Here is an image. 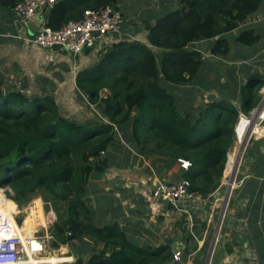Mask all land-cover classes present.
Returning <instances> with one entry per match:
<instances>
[{
  "label": "trees",
  "instance_id": "obj_1",
  "mask_svg": "<svg viewBox=\"0 0 264 264\" xmlns=\"http://www.w3.org/2000/svg\"><path fill=\"white\" fill-rule=\"evenodd\" d=\"M19 1L0 0V5L11 8ZM262 1L183 0L154 23H147L149 43L129 39L113 43L96 64L77 74L79 91L102 116L97 119H71L60 112L53 95H30L25 84H6L0 73V187L10 197L0 190V207L8 203L23 206L40 191L46 210L55 211L51 201L55 207L57 202L66 203L64 213L57 207L59 216L51 226L56 248L75 245L88 236L107 246L129 244L117 225L94 224L84 197L90 172L106 167L100 153L114 140L115 124L131 127L134 139L142 146L149 144V150L158 148L172 157L189 159L191 190L213 192L221 183L241 112L249 114L257 107L260 98L252 89L263 81L251 74L243 82L240 108L227 97L216 96L198 113L192 111V97H188L191 103L180 106L169 86L188 84L201 70L204 61L199 51L189 48L192 42L214 39L212 53H228L225 34L239 28ZM117 3L58 0L47 10L46 24L59 29L71 19H80L88 8ZM258 38L255 28H244L235 40L253 44ZM46 219L41 213L37 223ZM102 254L105 251L95 258ZM124 254L112 251L116 259L102 264H123ZM76 260L83 264L80 254ZM97 260L93 264H99Z\"/></svg>",
  "mask_w": 264,
  "mask_h": 264
},
{
  "label": "crops",
  "instance_id": "obj_2",
  "mask_svg": "<svg viewBox=\"0 0 264 264\" xmlns=\"http://www.w3.org/2000/svg\"><path fill=\"white\" fill-rule=\"evenodd\" d=\"M182 1L118 0L124 23L120 37L116 36V41L110 39L107 45L111 48L120 39L149 43L147 23H154L166 11L182 5ZM39 22L40 18L35 17L17 26L11 9L0 5V73L5 83L21 87L25 84L26 91L32 89L37 93L38 89V93L51 94L63 115L77 121L90 119L85 116L94 110L77 87V74L96 64L103 54L97 48L73 55L63 48H42L33 41H25L22 37L35 34ZM244 28L256 29L259 38L253 44L235 40ZM225 35L230 45L226 54L212 53L214 39L197 41L204 42L203 48L192 46L193 42L189 45L200 52L204 64L192 82L169 86L179 98L180 106L191 103L187 92L196 102H210L212 96L201 99L197 88L199 92H217L215 96L227 97L236 104L241 102L243 82L251 74H257L258 81L264 83V0L239 28ZM207 55L210 58L206 59ZM220 65L225 67L224 71L217 69ZM218 86L230 89V95L225 88L218 90ZM75 93L79 96L77 100ZM263 99L257 107H263ZM118 128L121 135L115 130V138L106 149V167L90 172L84 197L94 224L117 225L129 244L107 246L103 242L95 243L93 236H88L75 245L57 248L53 262L67 252L75 259L80 254L83 264H93L97 258L96 262L102 264L116 259L112 251L121 250L125 252L120 259L123 264H137L139 260L140 264H264V135L250 136L244 141L237 173L239 185L230 190L221 180L213 192H197V197L176 207L152 201L149 194L156 181L181 182L187 178L188 169L181 167L179 158L158 148L149 150V144L142 146L131 135V127ZM240 147L235 137L229 149ZM20 207L19 203H8L1 208ZM41 213L43 210L35 207L27 215L25 227L32 230ZM178 250L182 251L181 260L175 262L172 254ZM103 251L105 254L95 258ZM155 252L160 255L156 256ZM58 264H77V260Z\"/></svg>",
  "mask_w": 264,
  "mask_h": 264
},
{
  "label": "built area",
  "instance_id": "obj_3",
  "mask_svg": "<svg viewBox=\"0 0 264 264\" xmlns=\"http://www.w3.org/2000/svg\"><path fill=\"white\" fill-rule=\"evenodd\" d=\"M58 0H20L11 7L15 24L21 25L35 17L40 18L39 29L33 35H24L25 41H33L42 48L51 49L54 44H61L63 49L73 55H79L85 49L98 48V52L103 54L110 48L107 45L112 39L116 41V36L120 37L124 23V15L118 4H107L100 9L88 8L80 19H71L59 29H53L46 24L47 10L54 6ZM45 12V13H44ZM1 35V33H0ZM112 43V42H111ZM107 45V46H106ZM264 92V87L262 89ZM89 105L94 107L87 95L82 94ZM260 112L254 118L255 112L250 115L241 114L240 123L246 120V130L243 135H239L237 127V140L240 148L229 149L226 153V164L222 180L230 190L239 185L238 171L242 163L245 146L242 145L246 138L255 135H264V114ZM118 135L121 132L115 124ZM107 150L100 153V157L105 156ZM241 153V154H240ZM241 155V156H240ZM94 158V157H92ZM181 167L189 169L192 162L186 158H179ZM236 163L235 171L226 173L228 167ZM232 169V168H231ZM192 182L185 178L181 182H170L158 180L154 183L149 197L152 201H163L178 207L183 201L194 199L198 196L196 191L191 190ZM7 198L6 194H4ZM39 206L48 217L45 222L36 224L33 229L25 227L26 217L35 207ZM24 214L22 222H19V215ZM57 219L53 209L46 210L45 201L41 197H34L27 206L17 209H5L0 207V264H58L76 261L74 256L65 252L58 255L56 262H53L57 248L51 249L50 244L54 241L51 226ZM71 234V231H68ZM61 247V246H60ZM182 251L173 253V260H181Z\"/></svg>",
  "mask_w": 264,
  "mask_h": 264
},
{
  "label": "rangeland",
  "instance_id": "obj_4",
  "mask_svg": "<svg viewBox=\"0 0 264 264\" xmlns=\"http://www.w3.org/2000/svg\"><path fill=\"white\" fill-rule=\"evenodd\" d=\"M128 1H130V0H128ZM159 1V0H158ZM132 4H133V2H132ZM205 43H207V42H205ZM194 45H197L198 47H202L203 48V46H204V42H202V43H200V42H197V41H194L193 43H192V46H194ZM208 58H210V57H208V55H207V58L206 59H208ZM213 61H216V60H213ZM228 65V64H227ZM224 66H221L220 65V67L219 68H217V69H219V70H221V71H224ZM211 78H213L214 76H210ZM263 87H264V83H262V84H260L259 86H256L255 88H253L252 90H255V95L257 96V97H259L260 98V100H259V102L263 99V96H264V92L262 91V89H263ZM216 88V87H215ZM222 88H225V89H227L226 87H224V86H218V90H220V89H222ZM199 88H197V90H196V92H197V95H202L201 96V99H203V98H210L211 96V98H210V101L213 99V97H216L215 95H217V94H219V93H217V92H213V94L212 93H207V92H199ZM229 91H231L230 89H227L226 90V94H229L230 95V93H229ZM27 92V91H26ZM37 93L39 92V90L37 89V91H36ZM219 92V91H218ZM28 94H33L34 93V91L31 89L29 92H27ZM188 94H189V92H187L186 93V97L188 98L189 96H188ZM196 95V94H195ZM220 96H222V95H220ZM79 97V96H78ZM78 97H77V93H75V96H74V100H77L78 99ZM238 97H240V95H238ZM233 98H235V97H233ZM193 104H194V108H193V112L194 113H198L199 111H201L202 109H203V107H205V105L206 104H208L209 103V101H207V100H201V101H199V102H196L195 101V97H193ZM236 105H237V107L238 108H240L241 107V102H239V103H236ZM92 110H94L93 112L94 113H88V115L87 116H85V117H89V118H93V119H97V118H100V117H102V116H100L98 113V110L96 109V106H94V107H92ZM250 114H252V112H250ZM249 114V115H250ZM78 117V116H77ZM241 120V119H240ZM240 123V121L238 122V124ZM238 124H237V126H236V131H237V127H238ZM121 131V130H120ZM235 135H237V133L235 134ZM123 136V135H122ZM224 176V175H223ZM0 190H2V192L4 193V194H6V196H7V198H9L10 199V197L7 195V190L5 189V187H0ZM37 196H41V192L40 191H37V193L32 197V198H34V197H37ZM27 205H28V203H26ZM26 204H24V206H27ZM50 204H51V206H53V208L55 209V211H56V213H57V216H59V211H58V209H57V207H59L60 208V210L62 211V213H64L65 212V210H66V203L64 202V201H60V202H57V207H55L54 206V202H50ZM33 210H31V212H32ZM24 214H20L19 215V217H21V218H23L24 216H23ZM39 223V222H38ZM33 229V228H32ZM50 248L51 249H55V245L53 244V242H51V244H50ZM70 248H71V246H70Z\"/></svg>",
  "mask_w": 264,
  "mask_h": 264
},
{
  "label": "bare ground",
  "instance_id": "obj_5",
  "mask_svg": "<svg viewBox=\"0 0 264 264\" xmlns=\"http://www.w3.org/2000/svg\"><path fill=\"white\" fill-rule=\"evenodd\" d=\"M245 130H246V120L243 119L242 123L238 124L239 135H243ZM235 169H236V163L233 164L232 167H228L226 173L228 174V172H230L231 170L235 171Z\"/></svg>",
  "mask_w": 264,
  "mask_h": 264
},
{
  "label": "water",
  "instance_id": "obj_6",
  "mask_svg": "<svg viewBox=\"0 0 264 264\" xmlns=\"http://www.w3.org/2000/svg\"><path fill=\"white\" fill-rule=\"evenodd\" d=\"M30 26H31V24H29ZM39 29V26H37L36 27V30H38ZM53 48L54 49H62V45L61 44H54L53 45ZM260 107L258 106L257 107V110H256V112H255V115H254V118H256L257 117V115L259 114V112H260V109H259ZM243 145V144H242ZM241 154V153H240ZM241 156V155H240ZM172 256H173V254H172Z\"/></svg>",
  "mask_w": 264,
  "mask_h": 264
}]
</instances>
